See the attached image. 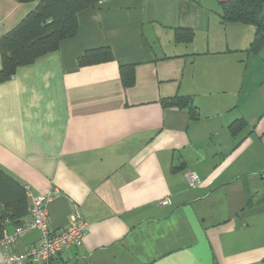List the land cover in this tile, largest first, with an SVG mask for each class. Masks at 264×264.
Wrapping results in <instances>:
<instances>
[{
	"label": "crops",
	"instance_id": "0c3cea01",
	"mask_svg": "<svg viewBox=\"0 0 264 264\" xmlns=\"http://www.w3.org/2000/svg\"><path fill=\"white\" fill-rule=\"evenodd\" d=\"M221 1L97 0L74 36L0 82V167L53 195V230L75 207L87 222L80 244L26 264H264V45L245 51L254 28L221 23ZM37 2L0 0V35ZM97 47L113 59L80 66ZM119 64L133 66L131 86ZM176 95L197 119L162 104ZM39 238L0 243V264Z\"/></svg>",
	"mask_w": 264,
	"mask_h": 264
},
{
	"label": "trees",
	"instance_id": "16d2710c",
	"mask_svg": "<svg viewBox=\"0 0 264 264\" xmlns=\"http://www.w3.org/2000/svg\"><path fill=\"white\" fill-rule=\"evenodd\" d=\"M25 1V0H22ZM97 0H38L36 5L12 28L0 35V82L7 81L18 66L57 50L61 40L75 35L77 12ZM221 23H242L254 28V36L247 53H258L264 45V0H223L220 2ZM193 32L176 28V42H189ZM113 59L109 47L85 50L78 57L80 66ZM121 83L124 87L134 82L132 65L119 64ZM164 106L185 108L192 119L199 116L190 96L176 95L162 100ZM246 122L237 118L229 124L233 135L244 128ZM30 199L26 186L0 167V239L9 223L15 226L29 216Z\"/></svg>",
	"mask_w": 264,
	"mask_h": 264
},
{
	"label": "built area",
	"instance_id": "2783aa9c",
	"mask_svg": "<svg viewBox=\"0 0 264 264\" xmlns=\"http://www.w3.org/2000/svg\"><path fill=\"white\" fill-rule=\"evenodd\" d=\"M187 177L192 186L199 182L195 174L191 173ZM26 189L30 199L29 218L16 225L11 232L5 231L0 243L6 249L32 229H39L40 238L36 245L23 252L4 251L2 254L3 264L48 263L64 249L80 244L87 230V222L76 207L71 212L68 223L62 229L53 230L49 226L47 217V203L53 195L51 193L32 195L27 187ZM166 202L165 199L161 201V203Z\"/></svg>",
	"mask_w": 264,
	"mask_h": 264
},
{
	"label": "water",
	"instance_id": "95a60500",
	"mask_svg": "<svg viewBox=\"0 0 264 264\" xmlns=\"http://www.w3.org/2000/svg\"><path fill=\"white\" fill-rule=\"evenodd\" d=\"M261 177L264 178V173L261 174Z\"/></svg>",
	"mask_w": 264,
	"mask_h": 264
},
{
	"label": "rangeland",
	"instance_id": "374dc122",
	"mask_svg": "<svg viewBox=\"0 0 264 264\" xmlns=\"http://www.w3.org/2000/svg\"><path fill=\"white\" fill-rule=\"evenodd\" d=\"M257 56H258V57H260V56L262 57V55H261V54H260V55H259V54H257ZM204 121H205V120H204Z\"/></svg>",
	"mask_w": 264,
	"mask_h": 264
}]
</instances>
